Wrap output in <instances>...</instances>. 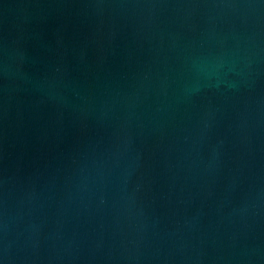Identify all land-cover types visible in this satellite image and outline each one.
I'll return each instance as SVG.
<instances>
[{"label": "water", "instance_id": "obj_1", "mask_svg": "<svg viewBox=\"0 0 264 264\" xmlns=\"http://www.w3.org/2000/svg\"><path fill=\"white\" fill-rule=\"evenodd\" d=\"M0 264H264V0H0Z\"/></svg>", "mask_w": 264, "mask_h": 264}]
</instances>
